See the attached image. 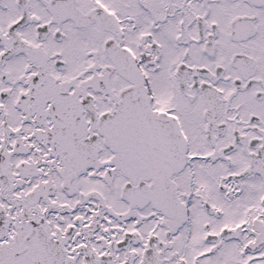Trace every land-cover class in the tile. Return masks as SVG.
Segmentation results:
<instances>
[{
    "label": "snow or ice",
    "instance_id": "1",
    "mask_svg": "<svg viewBox=\"0 0 264 264\" xmlns=\"http://www.w3.org/2000/svg\"><path fill=\"white\" fill-rule=\"evenodd\" d=\"M0 264H264V0H0Z\"/></svg>",
    "mask_w": 264,
    "mask_h": 264
}]
</instances>
